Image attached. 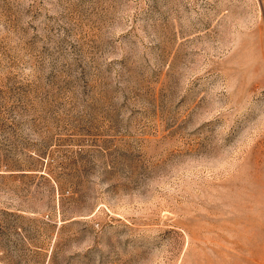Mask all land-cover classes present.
I'll list each match as a JSON object with an SVG mask.
<instances>
[{"label":"rangeland","instance_id":"obj_1","mask_svg":"<svg viewBox=\"0 0 264 264\" xmlns=\"http://www.w3.org/2000/svg\"><path fill=\"white\" fill-rule=\"evenodd\" d=\"M0 264H264V0H0Z\"/></svg>","mask_w":264,"mask_h":264}]
</instances>
